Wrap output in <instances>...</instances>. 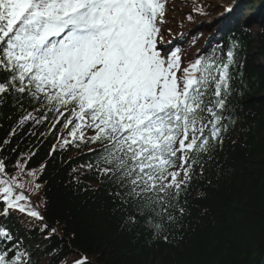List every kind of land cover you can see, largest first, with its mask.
I'll list each match as a JSON object with an SVG mask.
<instances>
[{
	"label": "snow or ice",
	"instance_id": "snow-or-ice-1",
	"mask_svg": "<svg viewBox=\"0 0 264 264\" xmlns=\"http://www.w3.org/2000/svg\"><path fill=\"white\" fill-rule=\"evenodd\" d=\"M166 4L0 0V104L11 96L21 113L19 126L30 120L40 123L33 112L54 111L57 123L68 112L69 135L99 145L90 151L98 173L113 186L108 194L143 217L154 238L167 242L165 224L174 225L185 214L180 197L195 166H201L202 174L229 125L236 123L223 113L229 110L230 67L238 63L234 50L239 44L232 41L226 58L215 57L213 49L212 55H199L186 66L180 48L162 55L158 45ZM234 7L235 0L224 12ZM87 131L93 134L86 136ZM0 183L8 185L3 214L19 209L43 220L36 208L18 203L26 199L23 194L11 198L9 181ZM128 221L137 222L131 215ZM0 236L12 239L3 228ZM7 255L0 252V264L19 259V254L13 260ZM73 264L90 262L82 257Z\"/></svg>",
	"mask_w": 264,
	"mask_h": 264
},
{
	"label": "trees",
	"instance_id": "trees-1",
	"mask_svg": "<svg viewBox=\"0 0 264 264\" xmlns=\"http://www.w3.org/2000/svg\"><path fill=\"white\" fill-rule=\"evenodd\" d=\"M166 8L160 36L168 40L182 34L172 48L181 49L185 66L199 55H212L213 49L215 57L226 58L232 41L239 44L234 50L238 63L230 67L229 110L223 113L236 123L229 125L202 174L201 166H195V175L180 197L185 214L176 224H165L167 242L154 238L143 217L108 194L113 186L98 173L96 155L90 151L99 145L69 135L68 112L57 123L56 112H33L25 103L41 122L30 120L19 126L21 113L9 96L0 104V160L7 176L20 170L10 181L29 187L43 217L26 222L14 214L4 221L1 228L12 239L0 236V252H7L8 260L19 254L14 264H73L82 257L90 264H260L264 255V0H240L225 25L217 19L206 22L222 12L215 1L167 0ZM200 8L204 12L196 11ZM44 115L46 120L41 119ZM0 195L5 196L2 188ZM4 206L0 201V212ZM130 215L136 223L128 221Z\"/></svg>",
	"mask_w": 264,
	"mask_h": 264
},
{
	"label": "rangeland",
	"instance_id": "rangeland-1",
	"mask_svg": "<svg viewBox=\"0 0 264 264\" xmlns=\"http://www.w3.org/2000/svg\"><path fill=\"white\" fill-rule=\"evenodd\" d=\"M210 2L212 1H215L216 4H219V3H224V2H227V1H230V0H209Z\"/></svg>",
	"mask_w": 264,
	"mask_h": 264
},
{
	"label": "water",
	"instance_id": "water-1",
	"mask_svg": "<svg viewBox=\"0 0 264 264\" xmlns=\"http://www.w3.org/2000/svg\"><path fill=\"white\" fill-rule=\"evenodd\" d=\"M260 264H264V255H263L262 259H261Z\"/></svg>",
	"mask_w": 264,
	"mask_h": 264
}]
</instances>
